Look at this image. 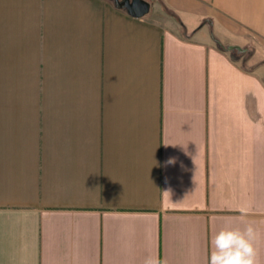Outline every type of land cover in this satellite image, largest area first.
<instances>
[{
	"label": "crops",
	"instance_id": "1",
	"mask_svg": "<svg viewBox=\"0 0 264 264\" xmlns=\"http://www.w3.org/2000/svg\"><path fill=\"white\" fill-rule=\"evenodd\" d=\"M144 1L0 0V264H264V0Z\"/></svg>",
	"mask_w": 264,
	"mask_h": 264
},
{
	"label": "clouds",
	"instance_id": "2",
	"mask_svg": "<svg viewBox=\"0 0 264 264\" xmlns=\"http://www.w3.org/2000/svg\"><path fill=\"white\" fill-rule=\"evenodd\" d=\"M169 162L174 163L172 160ZM258 235L259 230L254 223H247L243 230L222 228L211 239L206 264H260L254 243ZM143 264H166V261L149 254Z\"/></svg>",
	"mask_w": 264,
	"mask_h": 264
},
{
	"label": "water",
	"instance_id": "3",
	"mask_svg": "<svg viewBox=\"0 0 264 264\" xmlns=\"http://www.w3.org/2000/svg\"><path fill=\"white\" fill-rule=\"evenodd\" d=\"M114 4L115 7L125 10L134 18H142L150 10V4L144 0H114Z\"/></svg>",
	"mask_w": 264,
	"mask_h": 264
},
{
	"label": "rangeland",
	"instance_id": "4",
	"mask_svg": "<svg viewBox=\"0 0 264 264\" xmlns=\"http://www.w3.org/2000/svg\"><path fill=\"white\" fill-rule=\"evenodd\" d=\"M233 54L237 57V56H239V52H237V51H233Z\"/></svg>",
	"mask_w": 264,
	"mask_h": 264
},
{
	"label": "trees",
	"instance_id": "5",
	"mask_svg": "<svg viewBox=\"0 0 264 264\" xmlns=\"http://www.w3.org/2000/svg\"><path fill=\"white\" fill-rule=\"evenodd\" d=\"M169 14H171V13H169ZM172 15V14H171ZM173 16V15H172Z\"/></svg>",
	"mask_w": 264,
	"mask_h": 264
}]
</instances>
